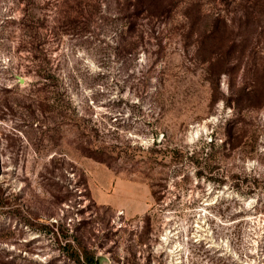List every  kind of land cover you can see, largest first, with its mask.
Segmentation results:
<instances>
[{
	"label": "rangeland",
	"instance_id": "1",
	"mask_svg": "<svg viewBox=\"0 0 264 264\" xmlns=\"http://www.w3.org/2000/svg\"><path fill=\"white\" fill-rule=\"evenodd\" d=\"M35 27L58 92L30 86ZM73 236L111 264H264V0H0V264H77Z\"/></svg>",
	"mask_w": 264,
	"mask_h": 264
},
{
	"label": "trees",
	"instance_id": "2",
	"mask_svg": "<svg viewBox=\"0 0 264 264\" xmlns=\"http://www.w3.org/2000/svg\"><path fill=\"white\" fill-rule=\"evenodd\" d=\"M56 27H53L47 30V28H29V30L33 29L32 33L33 41H37L39 43V49H37V56L34 55L31 63V69L33 70L36 78L30 83V86L35 87L37 92L41 94H48L53 92H58V89H62V81L60 79V75L58 72L52 69V65L49 61L48 55L50 54L47 49H44V45L47 43V31L54 35ZM60 29V28H59ZM40 30H45V33H41ZM62 30V29H61ZM28 31V30H27ZM34 61V62H33ZM29 73V72H27ZM52 102L50 98L43 97L40 101V107L42 111L47 110L52 107ZM51 105V106H50ZM76 149L79 153L85 157L91 158L97 162L106 164L107 166H111L112 161L114 160L111 156V152H108L105 148H102L97 145H92L89 142H85V144H78ZM63 247L69 251L68 257L71 259H75L77 264H81L80 260H82V264H98L99 258L95 257V253L87 250L82 246V241L80 237L73 236L70 241L65 240Z\"/></svg>",
	"mask_w": 264,
	"mask_h": 264
},
{
	"label": "water",
	"instance_id": "3",
	"mask_svg": "<svg viewBox=\"0 0 264 264\" xmlns=\"http://www.w3.org/2000/svg\"><path fill=\"white\" fill-rule=\"evenodd\" d=\"M19 83H23V79L18 77ZM98 264H111L108 259L106 258H99Z\"/></svg>",
	"mask_w": 264,
	"mask_h": 264
},
{
	"label": "bare ground",
	"instance_id": "4",
	"mask_svg": "<svg viewBox=\"0 0 264 264\" xmlns=\"http://www.w3.org/2000/svg\"><path fill=\"white\" fill-rule=\"evenodd\" d=\"M167 239V237H164V239L163 240H166Z\"/></svg>",
	"mask_w": 264,
	"mask_h": 264
}]
</instances>
